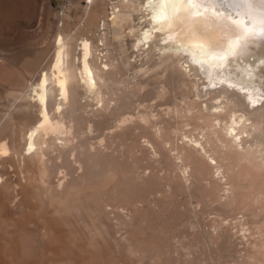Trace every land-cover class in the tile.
Listing matches in <instances>:
<instances>
[{
	"label": "rangeland",
	"instance_id": "374dc122",
	"mask_svg": "<svg viewBox=\"0 0 264 264\" xmlns=\"http://www.w3.org/2000/svg\"><path fill=\"white\" fill-rule=\"evenodd\" d=\"M120 3L0 0V145L10 148L0 150V264H264V163L259 167L253 155L250 163L245 155L241 160L223 128H212L205 107L226 101L221 85L215 90L202 73L189 75L183 59L158 66V51L151 56L148 45L136 46L148 25L142 14L135 15L139 30L127 25L121 43L110 33L111 57L97 59L114 64L109 71L119 94L103 93L110 100L104 107L78 89V103L87 109L81 121L86 152L75 163L77 150L68 149L75 167L61 169L67 188L59 186L58 174L50 186L41 163L25 158L36 120L22 111L19 95L32 92L42 69L50 68L61 28L81 37L93 17L110 21ZM187 25V34L196 28L203 35L218 29L225 40L232 35L208 16ZM236 90L239 112L264 103L261 96L254 105ZM254 133L264 139V123Z\"/></svg>",
	"mask_w": 264,
	"mask_h": 264
},
{
	"label": "bare ground",
	"instance_id": "6f19581e",
	"mask_svg": "<svg viewBox=\"0 0 264 264\" xmlns=\"http://www.w3.org/2000/svg\"><path fill=\"white\" fill-rule=\"evenodd\" d=\"M91 2H94V0H91ZM117 5H112L114 10L112 9L113 17L110 21L104 19L102 24L101 20L98 21L97 18L93 17L86 26L87 33L81 37L71 35L64 28H61L56 40L54 59L50 68L42 69L40 81L38 80L39 82L32 86L31 93L19 95L25 100V107L22 111L27 115L31 123L36 120L35 124H32L29 128L26 139L27 153L24 156L41 163L44 167V181L50 185L52 177L58 174V178L60 177L59 186L66 184L65 189L67 188L68 184L63 175L65 172L61 169L65 168L66 171V168L71 170L75 167L71 162L72 159L70 160L71 153L69 148L73 152L77 150L72 161L82 163L83 154L86 152L84 151V136L87 134L86 127L81 123L83 119L82 110L86 111L87 109L78 103V96L80 95L78 89L82 87L86 95L93 94L98 99V102H103L104 107H106L104 105L106 102L110 104V100L107 101V97L105 98V95L103 97V93L105 94L108 90H117L118 93V88L114 85L116 81H111L112 72L109 71L110 67L114 65L108 63L112 52L110 48V33L112 37L121 43L127 25L132 29V33L139 30L136 27L138 24H134L135 15L138 14H142V17H145V23L148 25L145 28L143 27V31L137 36L136 46L148 45L151 56L158 51L160 54L159 59L161 58L158 66L174 58L183 59L189 63L187 66L189 75L197 76L202 73L210 79V83L215 85V90L221 85L222 87L219 88L221 94L228 93V96L224 95L223 97L226 101L218 98V102L215 105L212 104L210 106L206 103L205 107L208 111L209 117L207 118L211 120L212 128H217L218 126L221 129L223 128L226 136L229 137L226 138L228 139L227 141H231L233 144V149L243 153V155H238L237 153L241 160L242 158L244 159V155L246 160L249 155H253L256 157V161L252 160L253 163L256 162L259 167H263L260 162L264 163V139L259 133L254 135L256 134L254 131L259 130L264 123V103L260 107L252 106V109L247 108L239 112L240 109L238 108L240 106L236 100V88H240L242 91L240 93L244 97L249 96L250 100L253 103L255 102L254 105H256V101H260L264 97V94L261 93V91H264V0H121L120 5H118L120 7ZM203 16H208L209 19L216 20L226 28L231 29L230 33L232 32V35H229L225 40L218 29L203 35L196 28H192L193 32L187 34V24L190 25L195 20L200 21ZM109 24L112 26V32L107 31ZM90 32L92 34L88 35ZM97 33L99 36L96 35ZM125 37H127L126 34ZM79 39H81V42L78 45L74 44ZM99 41L102 44H99ZM163 41H166V43H163ZM114 44L112 47L116 46ZM221 45H224V47L220 48L219 46ZM101 47L103 48L100 49ZM105 51L106 53L100 56V53ZM190 56H194V61L198 66L190 64L189 60L192 59ZM99 57L108 59L105 62L102 60L101 64H99L97 60ZM154 59L156 58L154 57ZM150 60H148L149 63ZM142 61H144V57ZM152 62L150 63L151 65L153 64ZM102 64H104V67ZM167 66L169 67V65ZM139 69L142 70V68ZM145 69L146 67L143 69L144 72L147 71ZM140 74L143 75L144 73ZM140 74L137 76L136 73V76L140 77ZM211 91L214 90L211 89L208 92ZM84 97L83 99L88 98L89 95ZM112 98L111 101L113 100ZM118 108L121 107L118 106ZM107 133L109 134V132ZM251 135H254L252 140L248 138ZM76 137H81V139L78 138V142L76 141L77 144L75 143V145L74 140ZM226 139L221 141L225 144ZM87 141L88 143L90 142L89 140ZM196 142L203 149H206L202 141L200 142L197 139ZM227 144L228 142H226ZM228 145L230 146L231 144L229 143ZM238 149L241 150L238 151ZM0 150L4 152L10 150L8 143L3 142L0 145ZM53 150H59L60 153L56 151L57 154L54 155L58 157L60 154V162L56 159L57 162L52 157L53 153L51 152ZM236 151L234 152L235 154ZM253 156H250V158ZM257 159L261 161L257 162ZM247 162L250 163V160H247ZM217 164L219 165V162ZM83 165L86 166V164ZM261 169L264 170V167ZM223 172L225 173V169ZM60 173L61 175L59 176ZM67 175H70V171ZM72 193L74 191H71V196ZM71 196H69L70 199H72ZM72 197L74 198V195ZM53 200L58 201L55 197ZM63 201L60 199L58 202H61V205L68 204L65 203L66 200ZM58 204L60 205V203Z\"/></svg>",
	"mask_w": 264,
	"mask_h": 264
}]
</instances>
